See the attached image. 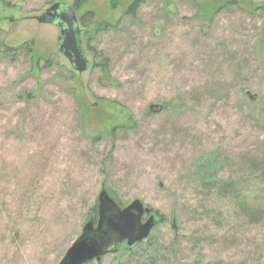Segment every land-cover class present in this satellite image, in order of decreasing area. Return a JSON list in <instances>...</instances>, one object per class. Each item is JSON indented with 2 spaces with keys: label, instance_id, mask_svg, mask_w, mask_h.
I'll return each instance as SVG.
<instances>
[{
  "label": "rangeland",
  "instance_id": "rangeland-1",
  "mask_svg": "<svg viewBox=\"0 0 264 264\" xmlns=\"http://www.w3.org/2000/svg\"><path fill=\"white\" fill-rule=\"evenodd\" d=\"M74 1L0 0V264H58L102 188L158 222L84 264H264V0H86L77 17L109 27L79 24L84 72L34 19ZM204 154L260 190L251 213L224 196L203 202L214 220L186 212Z\"/></svg>",
  "mask_w": 264,
  "mask_h": 264
},
{
  "label": "water",
  "instance_id": "water-1",
  "mask_svg": "<svg viewBox=\"0 0 264 264\" xmlns=\"http://www.w3.org/2000/svg\"><path fill=\"white\" fill-rule=\"evenodd\" d=\"M61 7L60 2L52 3L37 17V21L56 24L59 29L58 51L75 71L84 72L89 63L82 51L81 30L76 11L71 5H65L62 9ZM155 221L154 214L141 200L133 199L121 207L116 199L102 188L97 195L96 216L87 219L80 235L58 264L98 261L103 254L114 251L122 242L131 247L148 237Z\"/></svg>",
  "mask_w": 264,
  "mask_h": 264
},
{
  "label": "trees",
  "instance_id": "trees-1",
  "mask_svg": "<svg viewBox=\"0 0 264 264\" xmlns=\"http://www.w3.org/2000/svg\"><path fill=\"white\" fill-rule=\"evenodd\" d=\"M85 1L86 0H75L73 2L75 9L77 10L78 7L81 6ZM140 1L141 0H133L125 10V15L134 16L140 7ZM260 6L261 8H263V5ZM93 17L94 15L91 10H85L83 14H81V16L78 18L79 24L86 28V32H91L92 36L90 38H93L96 32L100 30H106L109 27L108 24L103 22L95 23V21L92 20ZM0 46V48H2L3 50L2 52L4 55H10L11 53H14V49L6 46L5 44L1 43ZM25 51L26 53L31 54L30 47H26ZM101 64L102 66L106 65L103 62ZM193 168L194 171L191 172V176H194L196 178L194 180V182H196V185H194V187L196 188V190H198V196L202 203H200V206L185 204L184 207L186 212L199 213L203 216L202 220L204 221H206V219L209 221L214 220V218L216 219L218 217L216 210L210 204L206 205L203 202L208 201L209 199H212L214 197L217 198L219 196H224L225 198L227 197L228 199L234 200L235 204L238 205L242 210L246 211V213H251L255 209V207H257L254 198L256 197L255 194H258L260 190L256 189L254 193H250V191H248L243 194L241 192L240 185H236L233 183L228 184L226 183V181L224 182L218 177L216 161L212 159L211 155L204 154L195 159L192 163V169ZM91 210V216H96V205ZM160 220L161 218H159V221ZM176 220L177 218L173 217L171 222L172 228L176 227ZM157 222L158 220H156L155 225L157 224ZM198 229H201V227H198Z\"/></svg>",
  "mask_w": 264,
  "mask_h": 264
},
{
  "label": "flooded vegetation",
  "instance_id": "flooded-vegetation-1",
  "mask_svg": "<svg viewBox=\"0 0 264 264\" xmlns=\"http://www.w3.org/2000/svg\"><path fill=\"white\" fill-rule=\"evenodd\" d=\"M60 3H61V5H62L61 9L64 8V6H65L64 3H62V2H60ZM72 6H73V8L75 9V7H74L73 4H72ZM48 7H49V6H48ZM48 7H46V8H48ZM46 8H45V9H46ZM45 9H44V10H45ZM75 11H76V9H75ZM37 17H38V16H35L34 19H35V18L37 19ZM78 23H79V22H78ZM54 25H56V24H54ZM58 31H59V29H58ZM151 213H153V212L151 211ZM144 218H145V217H144Z\"/></svg>",
  "mask_w": 264,
  "mask_h": 264
}]
</instances>
